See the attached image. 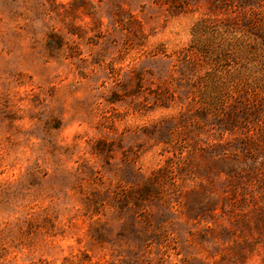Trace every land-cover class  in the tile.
I'll list each match as a JSON object with an SVG mask.
<instances>
[{"label": "rangeland", "instance_id": "obj_1", "mask_svg": "<svg viewBox=\"0 0 264 264\" xmlns=\"http://www.w3.org/2000/svg\"><path fill=\"white\" fill-rule=\"evenodd\" d=\"M0 264H264V0H0Z\"/></svg>", "mask_w": 264, "mask_h": 264}]
</instances>
